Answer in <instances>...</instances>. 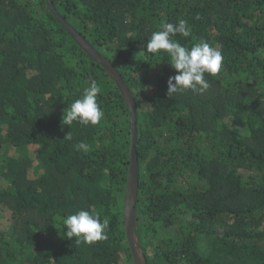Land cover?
Masks as SVG:
<instances>
[{
	"label": "trees",
	"instance_id": "1",
	"mask_svg": "<svg viewBox=\"0 0 264 264\" xmlns=\"http://www.w3.org/2000/svg\"><path fill=\"white\" fill-rule=\"evenodd\" d=\"M118 68L138 109L137 234L148 264H264V0H53ZM223 55L209 88L167 96L163 22ZM95 81L97 125L62 117ZM71 135L72 139H66ZM87 151L77 150L79 142ZM129 109L47 0H0V264H135L124 226ZM80 209L96 243L65 236Z\"/></svg>",
	"mask_w": 264,
	"mask_h": 264
},
{
	"label": "clouds",
	"instance_id": "2",
	"mask_svg": "<svg viewBox=\"0 0 264 264\" xmlns=\"http://www.w3.org/2000/svg\"><path fill=\"white\" fill-rule=\"evenodd\" d=\"M179 34L189 37L192 29L186 20L178 22H163L159 29L154 31L146 42V51L158 54L163 50L170 58L171 66L176 70L174 76L168 79L167 96L182 94L188 90L203 92L209 88V82L205 79V73L209 75L218 74L223 65V55L218 48L211 46L207 41L201 39L193 43L191 47L182 45L174 37ZM100 86L93 81L83 89L82 95L75 99L68 109L63 112L65 125L79 122L84 125H97L100 123L103 112L97 103ZM66 136V135H65ZM66 139L71 140V135ZM79 150L87 151V145L79 142L74 145ZM109 219H101L98 213L80 209L62 218L63 229L66 228L65 236L75 238L78 242L83 240L92 244L107 238L106 229L109 227Z\"/></svg>",
	"mask_w": 264,
	"mask_h": 264
},
{
	"label": "water",
	"instance_id": "3",
	"mask_svg": "<svg viewBox=\"0 0 264 264\" xmlns=\"http://www.w3.org/2000/svg\"><path fill=\"white\" fill-rule=\"evenodd\" d=\"M56 17L71 32L78 44L97 62L101 63L108 74L115 80L129 109V128L131 141L129 146V166L126 182V197L124 206V226L129 248L135 264H148L146 255L141 247L136 222V205L139 198L140 168L137 152L138 141V109L135 96L125 82L116 65L104 54L100 53L92 43L57 10L53 0H47Z\"/></svg>",
	"mask_w": 264,
	"mask_h": 264
}]
</instances>
